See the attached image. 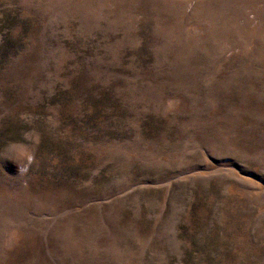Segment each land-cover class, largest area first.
<instances>
[{"label":"rangeland","instance_id":"obj_1","mask_svg":"<svg viewBox=\"0 0 264 264\" xmlns=\"http://www.w3.org/2000/svg\"><path fill=\"white\" fill-rule=\"evenodd\" d=\"M0 264H264V0H0Z\"/></svg>","mask_w":264,"mask_h":264}]
</instances>
